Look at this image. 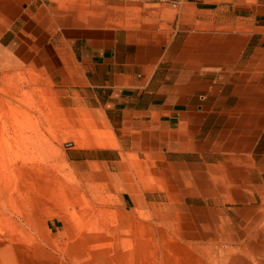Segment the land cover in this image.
<instances>
[{
    "label": "rangeland",
    "instance_id": "374dc122",
    "mask_svg": "<svg viewBox=\"0 0 264 264\" xmlns=\"http://www.w3.org/2000/svg\"><path fill=\"white\" fill-rule=\"evenodd\" d=\"M180 2L73 0L66 8L78 9L83 25L136 41L176 33L170 47L180 48L183 34L204 36L205 55L225 60L229 76L220 93L226 139L209 154L175 156L56 62L5 64L0 264H264V109L244 83L249 66L241 77L234 61L242 48L243 59L249 53L235 37L249 27L233 14L184 19Z\"/></svg>",
    "mask_w": 264,
    "mask_h": 264
},
{
    "label": "crops",
    "instance_id": "0c3cea01",
    "mask_svg": "<svg viewBox=\"0 0 264 264\" xmlns=\"http://www.w3.org/2000/svg\"><path fill=\"white\" fill-rule=\"evenodd\" d=\"M72 1L0 0V69L56 62L100 93L108 108L138 118L175 156L209 154L212 142L226 139L220 136L226 108L220 93L229 76L225 60L213 64L205 55L204 36L183 34L180 48L170 47L176 33L170 41H136L117 28L83 25L78 9L67 11ZM178 9L184 19L188 13L233 14L236 26L249 27L235 35L250 48L245 59L243 48L234 58L235 67L242 77L249 66L244 83L255 87V108L264 109V0H181Z\"/></svg>",
    "mask_w": 264,
    "mask_h": 264
},
{
    "label": "built area",
    "instance_id": "2783aa9c",
    "mask_svg": "<svg viewBox=\"0 0 264 264\" xmlns=\"http://www.w3.org/2000/svg\"><path fill=\"white\" fill-rule=\"evenodd\" d=\"M175 1H177V0H175Z\"/></svg>",
    "mask_w": 264,
    "mask_h": 264
}]
</instances>
